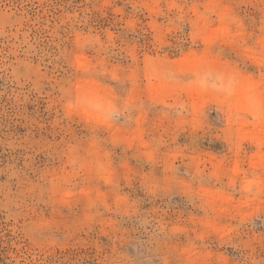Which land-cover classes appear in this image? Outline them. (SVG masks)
Listing matches in <instances>:
<instances>
[{
	"label": "rangeland",
	"instance_id": "374dc122",
	"mask_svg": "<svg viewBox=\"0 0 264 264\" xmlns=\"http://www.w3.org/2000/svg\"><path fill=\"white\" fill-rule=\"evenodd\" d=\"M0 264H264V0H0Z\"/></svg>",
	"mask_w": 264,
	"mask_h": 264
}]
</instances>
